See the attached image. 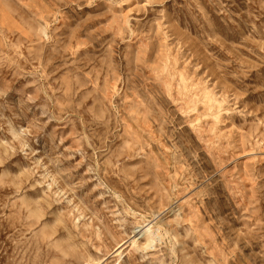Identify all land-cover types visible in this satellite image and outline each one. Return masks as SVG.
<instances>
[{
	"label": "rangeland",
	"instance_id": "1",
	"mask_svg": "<svg viewBox=\"0 0 264 264\" xmlns=\"http://www.w3.org/2000/svg\"><path fill=\"white\" fill-rule=\"evenodd\" d=\"M0 264H264V0H0Z\"/></svg>",
	"mask_w": 264,
	"mask_h": 264
},
{
	"label": "bare ground",
	"instance_id": "2",
	"mask_svg": "<svg viewBox=\"0 0 264 264\" xmlns=\"http://www.w3.org/2000/svg\"><path fill=\"white\" fill-rule=\"evenodd\" d=\"M203 103H204V108L208 111V113L211 114L212 116H214L212 118L211 122L215 123L217 121V119H218V116H219L220 112L222 111L221 107L219 106L217 101L214 100L213 98H211L208 94L205 95ZM132 242L134 243V241H132Z\"/></svg>",
	"mask_w": 264,
	"mask_h": 264
}]
</instances>
